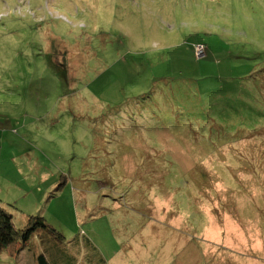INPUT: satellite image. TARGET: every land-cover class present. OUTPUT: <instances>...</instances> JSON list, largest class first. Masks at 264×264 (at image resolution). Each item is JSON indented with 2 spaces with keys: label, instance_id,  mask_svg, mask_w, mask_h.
<instances>
[{
  "label": "rangeland",
  "instance_id": "obj_1",
  "mask_svg": "<svg viewBox=\"0 0 264 264\" xmlns=\"http://www.w3.org/2000/svg\"><path fill=\"white\" fill-rule=\"evenodd\" d=\"M3 202L82 259L264 264V0H0Z\"/></svg>",
  "mask_w": 264,
  "mask_h": 264
},
{
  "label": "trees",
  "instance_id": "obj_2",
  "mask_svg": "<svg viewBox=\"0 0 264 264\" xmlns=\"http://www.w3.org/2000/svg\"><path fill=\"white\" fill-rule=\"evenodd\" d=\"M5 204H7V202L0 203V252L3 250L13 254L17 253L20 249L27 245V242L30 240V238H32V236L39 230L46 231L53 239L61 241L59 244L61 247L64 246L65 242L62 241L64 237L63 234L50 223H48L42 213L29 214L24 225L16 226L13 221V215L4 206ZM78 239L79 238H77V240ZM79 241L77 242L79 245L82 241H87L90 243L86 238H82L81 240L79 239ZM43 246L45 247L44 243ZM60 250H63V248H60ZM96 263L104 264V262L101 260H96ZM34 264L51 263L47 259L45 253L41 251L38 253ZM70 264H74V261L70 262Z\"/></svg>",
  "mask_w": 264,
  "mask_h": 264
},
{
  "label": "crops",
  "instance_id": "obj_3",
  "mask_svg": "<svg viewBox=\"0 0 264 264\" xmlns=\"http://www.w3.org/2000/svg\"><path fill=\"white\" fill-rule=\"evenodd\" d=\"M84 238L89 241L87 237ZM43 243L45 244V247L43 246ZM60 243L61 241L53 239L46 231L39 230L32 236V238H30V240L27 242V245H25L14 255L17 261H23L22 264L25 262H27L26 264H34L38 253L41 251L45 253L51 264H70V262L73 261L74 264H97L96 260H101L104 262V264H108L106 258L101 255L102 253L100 251L99 252L101 254L98 252L96 253L97 255H88L82 259L80 256L75 257L64 246L61 247L59 245ZM60 248H63V250H60Z\"/></svg>",
  "mask_w": 264,
  "mask_h": 264
},
{
  "label": "built area",
  "instance_id": "obj_4",
  "mask_svg": "<svg viewBox=\"0 0 264 264\" xmlns=\"http://www.w3.org/2000/svg\"><path fill=\"white\" fill-rule=\"evenodd\" d=\"M198 44H202V46L201 47H198V49H197V52L198 53H203V50H204V44L203 43H201V42H198ZM197 55V54H196ZM198 56V55H197Z\"/></svg>",
  "mask_w": 264,
  "mask_h": 264
}]
</instances>
